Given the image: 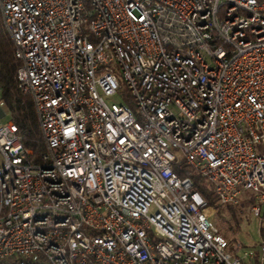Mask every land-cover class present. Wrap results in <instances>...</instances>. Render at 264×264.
I'll return each instance as SVG.
<instances>
[{
  "label": "built area",
  "instance_id": "2783aa9c",
  "mask_svg": "<svg viewBox=\"0 0 264 264\" xmlns=\"http://www.w3.org/2000/svg\"><path fill=\"white\" fill-rule=\"evenodd\" d=\"M0 18L47 146L0 124V264H264L177 173L262 217L264 0H0Z\"/></svg>",
  "mask_w": 264,
  "mask_h": 264
},
{
  "label": "trees",
  "instance_id": "16d2710c",
  "mask_svg": "<svg viewBox=\"0 0 264 264\" xmlns=\"http://www.w3.org/2000/svg\"><path fill=\"white\" fill-rule=\"evenodd\" d=\"M15 52L16 46L12 36L0 18L1 101L6 104L11 119L15 123L19 135L23 138L25 146L33 150L36 157H39L47 151V146L35 100L32 94L25 93L19 88L17 72L21 67V62L16 59ZM177 173L182 178H192L195 190L199 191L206 199L209 207L216 211L219 220L222 222L219 231L229 241V234L235 235L237 233V229L231 227L229 223V216H236V212L242 207H252L256 203L254 195L245 193L240 204L237 206L222 205L218 201L212 184L194 169L183 165L180 169H177ZM229 242L235 250H238L240 247L243 248V245L237 239ZM254 264L259 263L255 262Z\"/></svg>",
  "mask_w": 264,
  "mask_h": 264
},
{
  "label": "rangeland",
  "instance_id": "374dc122",
  "mask_svg": "<svg viewBox=\"0 0 264 264\" xmlns=\"http://www.w3.org/2000/svg\"><path fill=\"white\" fill-rule=\"evenodd\" d=\"M85 31L88 32V26L85 27ZM121 86L125 90L126 85L121 80ZM107 101L112 104L121 103V97H113L107 99ZM0 102H1V91H0ZM132 106V104H130ZM7 116L0 120V124H6L10 121L11 115L9 112H6ZM1 164V159H0ZM229 216V215H228ZM218 229L221 226L222 222L219 220L218 215L212 216ZM229 223L231 227L237 229L235 235L229 234V241L237 239L239 243L243 245V248L255 249L258 246L264 244V213L261 218L255 217L252 212V207H242L236 212V216H229ZM229 225V224H228ZM241 248L238 252H241ZM233 250V249H232ZM235 250V249H234Z\"/></svg>",
  "mask_w": 264,
  "mask_h": 264
},
{
  "label": "crops",
  "instance_id": "0c3cea01",
  "mask_svg": "<svg viewBox=\"0 0 264 264\" xmlns=\"http://www.w3.org/2000/svg\"><path fill=\"white\" fill-rule=\"evenodd\" d=\"M208 214H209L210 216H214V215H216V211H215L213 208H210V207H209Z\"/></svg>",
  "mask_w": 264,
  "mask_h": 264
}]
</instances>
